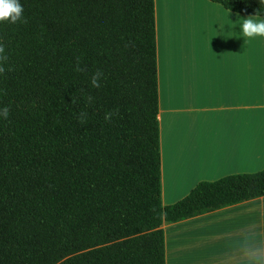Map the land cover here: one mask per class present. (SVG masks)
I'll return each instance as SVG.
<instances>
[{"label":"trees","instance_id":"obj_1","mask_svg":"<svg viewBox=\"0 0 264 264\" xmlns=\"http://www.w3.org/2000/svg\"><path fill=\"white\" fill-rule=\"evenodd\" d=\"M21 3L0 24V264H166L164 223L264 196L261 170L163 203L155 0Z\"/></svg>","mask_w":264,"mask_h":264},{"label":"crops","instance_id":"obj_2","mask_svg":"<svg viewBox=\"0 0 264 264\" xmlns=\"http://www.w3.org/2000/svg\"><path fill=\"white\" fill-rule=\"evenodd\" d=\"M247 17L211 0H155L162 200L264 170V39L222 37ZM237 31V29H233ZM166 264H243L264 240V196L164 223Z\"/></svg>","mask_w":264,"mask_h":264},{"label":"clouds","instance_id":"obj_3","mask_svg":"<svg viewBox=\"0 0 264 264\" xmlns=\"http://www.w3.org/2000/svg\"><path fill=\"white\" fill-rule=\"evenodd\" d=\"M260 4H264V0H259ZM24 8L21 0H0V24L9 23L16 24L23 22ZM229 13H224V20L219 24V31L222 37H243L244 43L251 42L257 38L264 39V16L260 14L248 15L247 17L232 20ZM237 31H233V29ZM102 72L97 70L91 77V86L98 88L100 86V77ZM9 106L0 105V120L9 117ZM84 114H81L83 119ZM110 114L106 115V119ZM244 248L251 249L243 260V264H264V240L246 241Z\"/></svg>","mask_w":264,"mask_h":264}]
</instances>
